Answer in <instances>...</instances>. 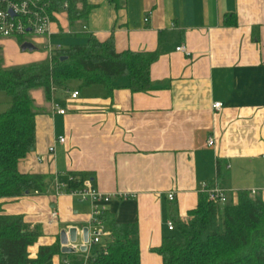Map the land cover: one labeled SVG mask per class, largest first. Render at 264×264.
<instances>
[{"label": "crops", "instance_id": "0c3cea01", "mask_svg": "<svg viewBox=\"0 0 264 264\" xmlns=\"http://www.w3.org/2000/svg\"><path fill=\"white\" fill-rule=\"evenodd\" d=\"M87 1L88 15L74 25L65 9L54 12L51 37L39 41L47 49L54 39L66 49L94 36L113 38L120 53L158 51L152 90L134 93L119 78L112 94L103 85L78 83L56 90L50 101L43 89L31 91L39 111L36 144L18 169L54 176L62 191L0 204L5 214L40 228L31 258L44 246L62 248L61 232L71 228L82 245L94 206L67 190L72 176L82 175L83 185L90 180L100 193L116 195L98 207L107 230L113 221L138 224L141 264H162L155 250L173 235L167 222L198 207L203 184L217 183L229 199L243 190L264 196V0ZM1 43V54L4 45L16 46L12 39ZM3 54L6 67L20 63ZM49 57L47 50L23 62ZM75 91L80 96L72 99ZM216 102L223 104L220 111L213 109ZM54 104L66 114L56 113ZM64 255L54 264L66 262Z\"/></svg>", "mask_w": 264, "mask_h": 264}, {"label": "trees", "instance_id": "16d2710c", "mask_svg": "<svg viewBox=\"0 0 264 264\" xmlns=\"http://www.w3.org/2000/svg\"><path fill=\"white\" fill-rule=\"evenodd\" d=\"M50 13L60 12L64 3L72 25L85 18L87 0H49ZM22 41V39H19ZM157 52H118L110 38L100 42L90 36L86 44L54 51L46 61L25 66L5 67L0 56V90L10 98L9 108L0 113V200L17 201L31 195L57 193V178L51 175L22 174L18 165L36 144V117L39 111L30 93L43 89L51 100L58 89L73 83L81 87L103 85L110 94L119 78L129 81L134 93L152 90L151 67ZM55 89V91L53 90ZM218 178L221 176L219 166ZM85 177L73 175L68 192L81 189ZM214 184H210L213 186ZM104 218V216H103ZM173 235L165 237L155 251L162 264H264V196L239 191L224 206L213 203L200 192L198 207L184 219L172 218ZM110 238L93 246L91 264H141L138 224H110ZM177 234V236H176ZM42 236L21 215H7L0 204V264H54L61 254L58 244L41 247L37 258L29 248ZM61 264H83L82 254L64 255Z\"/></svg>", "mask_w": 264, "mask_h": 264}, {"label": "built area", "instance_id": "2783aa9c", "mask_svg": "<svg viewBox=\"0 0 264 264\" xmlns=\"http://www.w3.org/2000/svg\"><path fill=\"white\" fill-rule=\"evenodd\" d=\"M68 7V3H64V8ZM49 0H0V42L6 39H24L27 37H51V25L53 22L54 12L50 13ZM47 49L50 57L54 51L62 50L61 44L53 45L48 44ZM179 52L188 54L186 47L180 46L177 49ZM55 91V89H53ZM80 96L78 91L71 93L72 99H77ZM223 108L221 102H216L213 105V109L220 111ZM54 111L58 114L65 115L66 111L58 104H54ZM64 143L65 139L60 138L58 141ZM208 144L214 145V140L210 139ZM54 151V148H51ZM62 188L57 186V194L61 193ZM202 192L209 195L210 200L220 206H224L229 201L228 191L220 187L217 183L213 186L210 184L202 185ZM251 195L257 196L259 192L257 190H251ZM72 195L79 197L82 201H89L94 206L92 219L89 228L88 242L83 243L87 247V251L82 252L81 246L77 243H71L70 246L76 251V254H82L84 262L83 264H91V250L93 246L104 245L105 238H110L111 233L107 230L102 212L98 209L99 206H103L109 203L116 195H105L100 193L90 180H87L81 189L71 192ZM168 199L170 201L175 200V194L169 193ZM53 218L58 217V212L52 213ZM170 231H174L175 225L173 221L167 222Z\"/></svg>", "mask_w": 264, "mask_h": 264}, {"label": "rangeland", "instance_id": "374dc122", "mask_svg": "<svg viewBox=\"0 0 264 264\" xmlns=\"http://www.w3.org/2000/svg\"><path fill=\"white\" fill-rule=\"evenodd\" d=\"M38 38H40V37H37V38L27 37V38L22 39V41H19L18 39L11 38L12 41H15L16 46H12V45H9V46L4 45L3 46L2 51H3V53H5V58L7 60H10L11 62L13 61L14 63L15 62L22 63V64H20V63L16 64L15 66H12V67L29 65L28 63L24 64L25 62H23V61L28 59L30 56H34L35 58H37L38 56H43L45 53H47L48 49L45 48L44 42L39 41L40 39H38ZM24 42H32L36 46L37 49L34 51L27 50V51L23 52L21 49V46ZM52 43H53V45L56 44V40L53 39ZM0 45H2V43ZM2 54L0 53V56L4 55V54L3 55ZM3 60H4V56H3ZM4 64L5 63H3V66H5ZM7 100L9 101L8 95L5 92L0 90V113L4 112L6 109H8ZM176 236H177V234H176Z\"/></svg>", "mask_w": 264, "mask_h": 264}, {"label": "water", "instance_id": "95a60500", "mask_svg": "<svg viewBox=\"0 0 264 264\" xmlns=\"http://www.w3.org/2000/svg\"><path fill=\"white\" fill-rule=\"evenodd\" d=\"M21 49L23 52L29 50L34 51L36 50V46L31 42H24L21 46ZM88 236H89V228H84L82 231V238L83 243L88 242ZM71 243H77L78 242V229L77 228H71L68 231L64 230L61 232L60 235V243H61V252L63 254H74L76 251L70 246ZM81 251L85 252L87 251V247L82 244Z\"/></svg>", "mask_w": 264, "mask_h": 264}]
</instances>
